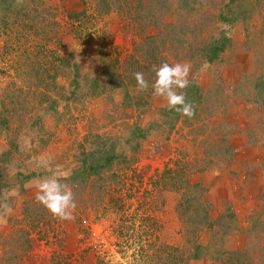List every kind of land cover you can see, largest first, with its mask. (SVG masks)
Returning a JSON list of instances; mask_svg holds the SVG:
<instances>
[{
  "label": "rangeland",
  "instance_id": "374dc122",
  "mask_svg": "<svg viewBox=\"0 0 264 264\" xmlns=\"http://www.w3.org/2000/svg\"><path fill=\"white\" fill-rule=\"evenodd\" d=\"M225 1L195 0L187 35L194 47L165 50L160 61L190 65L183 91L195 95L197 86L203 95L190 101L192 118H176L153 95L154 72L144 75L148 89L137 91L129 60L135 44L158 31L149 1L0 7V264H185L191 238L211 254L193 264H232L227 252L216 259L218 249H242L245 262L264 264V226L251 229L264 219V183L255 186L252 207L243 195L248 178L241 180L249 155L264 170V100L254 89L264 80V0H243L242 10H256L233 25L218 21ZM172 7L166 23L181 13L176 0ZM220 28L232 44L209 63L200 49ZM115 73L124 86L112 83ZM110 153V166L82 171L85 160ZM236 163L237 202L224 183ZM57 173L73 192V220L54 218L35 199V184ZM197 200L212 222L231 206L237 226L216 238L197 222V233L189 232Z\"/></svg>",
  "mask_w": 264,
  "mask_h": 264
},
{
  "label": "trees",
  "instance_id": "16d2710c",
  "mask_svg": "<svg viewBox=\"0 0 264 264\" xmlns=\"http://www.w3.org/2000/svg\"><path fill=\"white\" fill-rule=\"evenodd\" d=\"M16 0H0V7L3 5H8L9 7L12 5H15ZM149 1L148 5V11L149 16L148 18L151 20L149 23H153L158 26V31L155 34L145 36L141 41H139L137 44H135L134 50L135 55H132L130 61H133L131 63V67H134V73L136 72H142L144 75H147L151 72H153L152 68L153 65H159L162 55L165 52V50L169 49V52L178 54V50L184 49L185 45H188L190 48V51L192 50V47H194V43L190 41V38L187 36L192 33V24L191 20L188 17V13L193 10L194 2L195 0H176L177 9L181 10V13L179 14L178 19L175 22H169L166 23L163 19L164 15L170 11H172V3L173 0H146ZM255 4V3H253ZM243 0H226L221 6L218 8V21L222 23H228L230 25L235 24L240 19H247L252 14L249 13V10L252 9H243ZM256 9H254L255 11ZM251 12V11H250ZM209 43L202 47L200 50V54L205 57L207 62H214L217 59H219L222 55V53L232 44V38L229 34V31L225 28H220L218 31V34H212L207 39ZM201 47V46H200ZM128 70V69H127ZM107 73V71H105ZM116 79L112 81L115 85H125L126 81L124 79V75H121L119 73H115ZM195 91H197V94H189L186 97V100L188 102L190 101H201L203 98V95H201L199 88L197 86L194 87ZM254 89L259 90L257 94V98L261 97V100H264V80L259 78L254 84ZM128 94V93H127ZM192 96V98H190ZM168 113H176L175 117H180V114H178L174 110H169ZM6 119L2 115L0 110V124L5 123ZM116 155L114 153L110 154H104L101 159H98L99 163L91 162L89 163L87 160L82 165L83 168L82 171H85L87 173H98L102 170V168L110 166L112 164V161L115 159ZM191 184V183H190ZM199 186V184H197ZM196 185V186H197ZM195 186V187H196ZM197 197V196H196ZM197 206L199 211L197 212L196 219L189 217V232L197 233L196 230H194V222H197L198 228L202 229L203 227H209L214 230L213 235L216 237H221L226 235L230 229L236 227L237 225H234L235 222V211L230 206L227 208V214L220 213L216 219L212 222L211 216L208 212V209L206 208L203 201L197 200ZM203 217V219L201 218ZM226 217H229L228 220L225 219ZM263 223V224H262ZM225 225H228L226 227ZM260 225L264 226V219L261 220H255L253 222L252 228L254 229L256 227H259ZM221 227L220 229L216 230L217 227ZM197 227L195 229L199 230ZM193 230V231H192ZM191 246L188 251V255L185 259V264H191L192 260L196 259H203L205 257L211 256L210 252L208 251V245H204L203 243H200L197 239H189ZM227 252L228 256V262L232 264H246L247 262L244 261V259H241V255H245L246 251H243L242 249H234L231 251L220 249L216 250V254H219L216 259L221 260L224 255H220ZM223 252V253H222ZM176 264H179L176 262ZM250 264V263H247ZM253 264V263H251Z\"/></svg>",
  "mask_w": 264,
  "mask_h": 264
},
{
  "label": "clouds",
  "instance_id": "9594fccd",
  "mask_svg": "<svg viewBox=\"0 0 264 264\" xmlns=\"http://www.w3.org/2000/svg\"><path fill=\"white\" fill-rule=\"evenodd\" d=\"M23 3L24 0H16L17 5ZM152 70L155 73V80L151 85L153 95L162 97L169 110L192 118L195 111L192 104L186 100V92L183 91L189 87L190 65L181 62L174 64L164 62L159 66L153 65ZM134 78L137 81L138 92L148 89L149 84L142 72L134 73ZM25 186L29 187L31 184ZM35 187L37 203L43 205L54 218L64 221L75 218L74 212L77 204L73 192L66 184L60 182L59 173L43 178L35 184Z\"/></svg>",
  "mask_w": 264,
  "mask_h": 264
},
{
  "label": "crops",
  "instance_id": "0c3cea01",
  "mask_svg": "<svg viewBox=\"0 0 264 264\" xmlns=\"http://www.w3.org/2000/svg\"><path fill=\"white\" fill-rule=\"evenodd\" d=\"M245 161H246V163H245ZM257 161H258V159H255L254 157H252L250 155L247 158L243 159V162H244L243 165H246V167H245L246 171L241 172V180H242V182H243V180L248 178L246 180V187H247L248 192H246V194H243V195H244V197H246L245 199H247L246 201L249 204L250 203L253 204L252 207H254V204H256V202L259 201V194L258 193L255 194V192H254L255 191V186L258 185V184H263L264 183V182H262V181H264L263 180L264 170L261 169V171H260L258 169L257 164H256ZM233 165L231 166V168H232V170H235V171H233V173L230 176H226V178L224 179L225 180L224 183H226L225 184L226 185V191L228 193L232 192V199L237 202V201H239V199L236 198L237 197V193L235 191L234 186H236L238 184L236 182L237 181L236 179L233 180V177L238 175L240 168H239V163H236L234 166ZM220 178L218 180H221ZM216 185L218 186L219 183H216ZM226 198H229V196H227ZM224 200H226V199H224ZM220 213H218V211H217V213L215 212L214 213V216H215L214 219H216V217ZM194 261L195 260H192L191 264H193Z\"/></svg>",
  "mask_w": 264,
  "mask_h": 264
}]
</instances>
